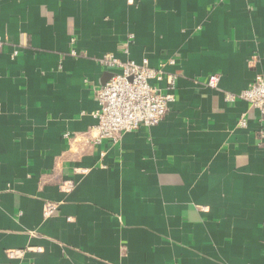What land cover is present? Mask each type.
Here are the masks:
<instances>
[{"label":"crops","instance_id":"1","mask_svg":"<svg viewBox=\"0 0 264 264\" xmlns=\"http://www.w3.org/2000/svg\"><path fill=\"white\" fill-rule=\"evenodd\" d=\"M131 34L177 99L95 143ZM0 37V264H264V115L227 98L264 76V0H0Z\"/></svg>","mask_w":264,"mask_h":264},{"label":"built area","instance_id":"2","mask_svg":"<svg viewBox=\"0 0 264 264\" xmlns=\"http://www.w3.org/2000/svg\"><path fill=\"white\" fill-rule=\"evenodd\" d=\"M133 1V0H129ZM134 35H129L124 43L125 58L115 54H106L101 57L102 66L112 71L110 79L97 90L100 109L94 113L97 124L92 129L95 135L93 142L103 140L120 141L122 137L142 126L154 127L164 120L171 104L176 101L177 76L165 74L160 68L150 65L148 59L137 62L129 57L130 45ZM5 41L0 37V48ZM75 52V51H74ZM14 55L19 54L14 49ZM170 63L174 64L175 60ZM165 82V91L157 83ZM219 83L218 75H211L208 85L216 88ZM229 100L242 98L252 107L260 110L264 115V76L258 74L252 83L238 95L229 94ZM246 119L240 120L241 126H246ZM66 137H71L69 133ZM87 172V169L82 170ZM76 182L73 179L65 180L62 189L66 193L74 190ZM59 203L49 201L44 205V215L52 216L58 209ZM42 247H28L25 249H8L9 258H23L28 251L42 252ZM32 264V263H31Z\"/></svg>","mask_w":264,"mask_h":264}]
</instances>
